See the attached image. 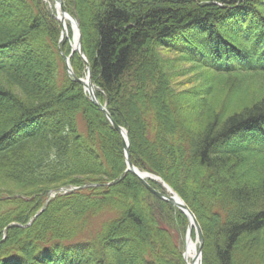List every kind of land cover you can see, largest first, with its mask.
I'll use <instances>...</instances> for the list:
<instances>
[{"label": "trees", "instance_id": "16d2710c", "mask_svg": "<svg viewBox=\"0 0 264 264\" xmlns=\"http://www.w3.org/2000/svg\"><path fill=\"white\" fill-rule=\"evenodd\" d=\"M64 5L133 163L200 222L203 264H264V0ZM68 27L60 42L45 0H0V264H186L189 217L126 172L123 136L67 71Z\"/></svg>", "mask_w": 264, "mask_h": 264}, {"label": "water", "instance_id": "95a60500", "mask_svg": "<svg viewBox=\"0 0 264 264\" xmlns=\"http://www.w3.org/2000/svg\"><path fill=\"white\" fill-rule=\"evenodd\" d=\"M55 1H56L57 12H58L57 18L60 20V22L64 26L61 40H63V38L65 36L64 34H65V29H66V24H65V20H64L63 16L67 15L68 18L70 19V22L72 24V28L74 30V37L76 36V31L78 33V41L76 42V44L73 45V52L78 51L88 63V65H87L88 73H87L86 77H78L76 75L73 67H72V64H71V57H72V53L73 52L70 55H65L62 52V54L64 56V59L66 61L67 71L69 72V74L76 81H78L81 84H83L85 90L88 92L89 98L106 114V116L112 122L113 126L123 136L124 155H125L126 164H127L126 172L134 173L157 198L177 206L178 208H180L189 217L190 224H189L188 233H187V242L192 239V236H191L192 229L195 228L196 235H197V241H198V254L195 257V261H200V264H202V261H203L204 234H203V230H202L200 222L198 221L196 215L190 209L188 204L183 200V198L170 185H168L165 181H163L159 176L153 175V174H151L149 172L141 171L133 163V161L131 159L130 139H129L128 130L125 127L119 125L113 119L111 113L109 112V110L107 108V104H103L100 101V99H99V95H98V93L96 91V86H95V84L93 82V75H92L91 66H90L89 61L87 59V56L85 55V52L83 50V45H82L83 44V37H82L83 35H82V32H81L80 22L75 16H73L65 8V6L63 4V0H55ZM147 178H152V179H155V180L163 181V184H164L167 192L163 193L162 191L157 190L156 188H154L147 181ZM75 189H77V188L76 187H73V188H59V190H64L65 192L72 191V190H75ZM32 219H31V221H32ZM184 258L186 260L185 254H184ZM186 264H189L187 262V260H186Z\"/></svg>", "mask_w": 264, "mask_h": 264}, {"label": "bare ground", "instance_id": "6f19581e", "mask_svg": "<svg viewBox=\"0 0 264 264\" xmlns=\"http://www.w3.org/2000/svg\"><path fill=\"white\" fill-rule=\"evenodd\" d=\"M50 3H52V0H48ZM66 24V32L68 31V22L70 19L68 18L67 15L63 16ZM78 41V33L76 31V37L74 44ZM184 254L186 257V260L189 264H200V261H195V257L198 254V242L195 239H191L187 242L186 249L184 250ZM195 262V263H194Z\"/></svg>", "mask_w": 264, "mask_h": 264}, {"label": "rangeland", "instance_id": "374dc122", "mask_svg": "<svg viewBox=\"0 0 264 264\" xmlns=\"http://www.w3.org/2000/svg\"><path fill=\"white\" fill-rule=\"evenodd\" d=\"M48 4H49V6H50V8L51 9H53L54 11L56 10V8L54 7L55 5H54V3H55V1L54 0H52V3H50L48 0H45ZM72 33H73V30H72ZM68 34V35H67ZM67 36H66V38H69V34H70V32H69V27H68V31H67ZM70 40H71V38H70ZM167 52V51H166ZM171 54V53H170ZM173 55L175 54V53H172ZM171 54V55H172ZM191 84H192V82H190V81H187L186 79H182V81H181V83H179L178 85H177V88L178 89H183V88H187V87H189V86H191ZM251 176V175H250ZM241 178H243V177H241ZM97 221H99V219H96ZM186 236H187V234L185 233V236H184V239H185V248H184V250L186 249ZM185 259V258H184ZM186 262V261H185Z\"/></svg>", "mask_w": 264, "mask_h": 264}]
</instances>
